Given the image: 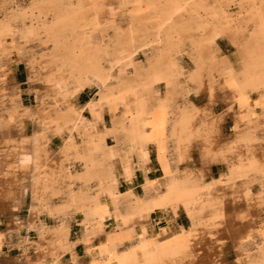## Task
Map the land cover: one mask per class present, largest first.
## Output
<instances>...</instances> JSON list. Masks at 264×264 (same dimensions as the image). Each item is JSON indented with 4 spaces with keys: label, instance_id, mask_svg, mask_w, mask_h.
Instances as JSON below:
<instances>
[{
    "label": "bare ground",
    "instance_id": "obj_1",
    "mask_svg": "<svg viewBox=\"0 0 264 264\" xmlns=\"http://www.w3.org/2000/svg\"><path fill=\"white\" fill-rule=\"evenodd\" d=\"M231 2L0 0V102L9 99L0 119V221L9 216L0 231V264H66V257L70 264H223L227 242L237 252L264 237V0H240L247 17L236 28L227 20L219 27ZM109 32L116 35L113 54ZM222 33L239 54L236 65L220 55ZM42 40L53 53L28 60L25 45ZM185 41L194 57L187 74L179 64ZM149 43L155 56L138 67L137 51ZM16 62L45 98L61 99L57 108L22 107L10 78ZM84 88H95L96 98L79 106ZM200 94L205 101L197 105ZM28 122L34 124L29 134ZM53 136L61 138L57 152ZM109 140L122 145L121 155ZM161 145L166 165L161 178L151 179L148 151ZM65 163L80 170L55 171ZM76 183L78 194L71 192ZM181 215L187 226L178 223ZM76 217L86 228L72 239ZM52 218L59 223L50 228L44 221ZM12 237L21 253L9 260L1 254ZM262 252L249 264L264 263Z\"/></svg>",
    "mask_w": 264,
    "mask_h": 264
},
{
    "label": "rangeland",
    "instance_id": "obj_2",
    "mask_svg": "<svg viewBox=\"0 0 264 264\" xmlns=\"http://www.w3.org/2000/svg\"><path fill=\"white\" fill-rule=\"evenodd\" d=\"M239 1L240 0H232V2L230 3L229 7L224 10V13L217 20V22L219 21L218 22L219 23V27L224 25V23L227 20V22L229 21L232 26H235L233 28H236L237 27V23H238V19L240 20L242 18H246L247 17V13L246 12H248V10H249L248 6H247V4L246 5L245 4L241 5V2H239ZM252 29H253V27H252L251 24H248L247 27L245 28L247 34L251 33ZM43 41L44 40H42V41H33V42H29L28 44L25 45V49L27 51L26 56L28 57L27 58L28 60L32 59V61L34 63H37L41 59H43L45 57H48L49 54L51 55V53H53L52 44L51 43H45V41L44 42ZM115 41H116L115 33L114 32H109L107 40H106V43H108V50L110 51V54H113V50L112 49H114ZM216 41H217V44H218V46L220 48V55H222V59H224L225 61L230 62L231 64H234V65L238 64L239 63V54H238L236 48L233 45H231V43H230V41H229V39L227 37V34H224V33L220 34L216 38ZM154 47H155V45L153 43H149L146 47L138 50L137 54L135 56V59H134V64L135 65L137 64L138 67L146 68L148 66V63L150 61H152L154 56H155V48ZM183 48H184V51L181 54V57L179 59V64H180V67L183 70V72H185V74H187L192 68L191 66L193 65V58L194 57H193V52L190 49L189 42L185 41ZM25 68H26V66H25L24 63L16 62V63H14L12 72L10 73V78L19 87L16 93H19V98H18L19 100L18 101L20 102L22 107L30 109L32 113H36L37 112L38 106L39 107L41 106V107H43L45 109H49L50 107L51 108L52 107H56L57 108L60 105L61 99H59L58 101H55L54 99H50V98L47 99V98H45L44 93H42L43 94V96H42V94L40 92H38L36 88L31 86V84H30L31 81L28 79V76H27L28 70H27V68L26 69ZM134 73H135V71H134L133 68H128V70H127L128 77H133L132 75ZM182 81H183V78H182ZM44 85H45V83H44ZM48 85H49V87L51 86L50 83ZM95 98H96V89L95 88H84L79 93L76 102H77V104L79 106H81V105H85V104H87V103H89L91 101H94ZM8 100H7V102L6 101L5 102H0V117H1L0 119L4 118V116H5L6 112H7V109H8L7 107L9 105V101ZM53 100H54V102H53ZM174 100H175L176 103L180 104L181 103L180 95H175ZM197 100H199V101H197ZM202 100L205 101L204 100V96L201 95V97H200L198 95V96L195 97L194 102H195V104L198 103L197 105H200V104L204 103ZM47 107H49V108H47ZM215 110H216V112H220L221 110H223L222 105L218 104L216 106ZM122 113H123L122 106H120L118 111L116 112V117L117 118H121L122 115H123ZM84 114H85V116L89 115V113L87 111H85ZM107 116L105 117V121H106L107 124H110V120H109L110 118H109V116L108 117ZM33 125L34 124L32 122H28V127H27V133L28 134L33 130V128H34ZM231 125H232V120L230 118H227V120L225 121V125H224V132H225L226 135H230V127H231ZM108 143H109L110 147L116 148L117 154H119V155L122 154V152H121V150L123 148L122 145H117L113 140H109ZM51 146H52L53 150L55 152H57L60 149V146H61V138L58 137V136H53L51 138ZM160 152H161V154H160ZM148 157H149V160L153 163L152 173L149 175V177L151 179H159V178H161L162 170H163L162 167H164L166 165V152H165V149H164L163 145H161L160 147L151 148L148 151ZM162 157H164V158H162ZM163 163H164V165H163ZM64 165H65V167H64ZM64 165H62L61 167L57 165V168H56L55 171L56 172H63L66 176H69V175L73 176L76 172H78L80 170V169H78V167H72V166H69L66 163ZM58 168H59V170H58ZM60 169H61V171H60ZM221 170L222 169L219 168V167L218 168H214V174H218ZM142 179L143 178H142L141 174H139V172H138L137 173V178H136V180L134 182V186L136 188L135 189V193L137 195H140L141 192H142L141 191V187H140L141 184H142ZM71 188H72L71 192H75L76 194L80 193V191L82 190V186L79 183L73 184L71 186ZM79 189H80V191H79ZM125 189H126V186L122 185L121 191L123 192ZM26 196H25V206L22 209V212L19 214V217L21 219L25 218L26 213H27V208L29 207L30 202H31V199H30L31 198V193L29 191L26 193ZM60 199L56 200L55 202H57V204H61L63 202V199H65V197L61 196ZM60 201H62V202H60ZM159 216H160L159 213H157V214H155L153 216V223L156 220H158ZM8 217L9 216L7 214V215H5V216H3L1 218L0 231H6L7 230L8 224H6V223H8L7 222ZM75 220H77L78 223ZM44 222H45L46 226L52 228V227L57 226V224L59 223V220H54L52 218V219H45ZM178 223L183 224V226H187L188 225V223H187V221H186V219H185V217L183 215L180 216V219L178 220ZM107 226H108L107 231H111L113 229V227H114L111 223H108ZM85 228L86 227H84V225L79 223V217H76L72 221V223H70L71 238L75 239L77 237H80V235L82 233L81 231H84ZM157 228H158V226H156L155 228L151 229L149 231V233L150 234H154L156 232ZM22 231H24V230H22ZM21 235L23 236L24 233H22ZM30 237H31V240L32 239L34 240L36 238V235L34 233H31ZM263 242H264V237L262 235L254 236L252 238V241L250 240L249 243L245 244L246 246L244 245L243 247H241L240 249L237 250V252H239L240 255L244 257V258L240 257V259H239V261L237 263L238 264H249L250 261H254L256 259V257H257V254L260 255V254L263 253L262 250L264 251V249H263L264 248V243ZM17 243H18L17 238L16 237H12L10 245H8V248L6 247V248L3 249V252L1 254V256L5 257V259L8 257L7 259H9V260L14 259V257L18 256L21 253V251L17 250V246H16ZM124 248H126V247H124ZM77 252H78L79 256L81 257V259H83L84 254H83V249H82L81 246H79L77 248ZM237 252H236V250H234L232 248L231 243L227 242L225 244V246L223 248V252L221 254V263H223V264H229V263L232 264V262L236 261L235 259L238 260L239 253H237ZM65 262H66V264H70L68 257H66ZM262 264H264V263H262Z\"/></svg>",
    "mask_w": 264,
    "mask_h": 264
}]
</instances>
